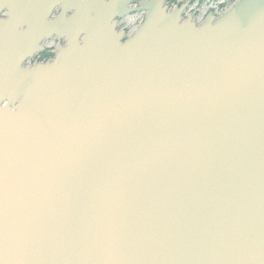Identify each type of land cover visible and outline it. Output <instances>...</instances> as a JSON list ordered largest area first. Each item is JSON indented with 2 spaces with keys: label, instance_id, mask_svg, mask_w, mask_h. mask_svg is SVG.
I'll return each instance as SVG.
<instances>
[{
  "label": "water",
  "instance_id": "obj_1",
  "mask_svg": "<svg viewBox=\"0 0 264 264\" xmlns=\"http://www.w3.org/2000/svg\"><path fill=\"white\" fill-rule=\"evenodd\" d=\"M191 2L0 0V264H264V0Z\"/></svg>",
  "mask_w": 264,
  "mask_h": 264
},
{
  "label": "rangeland",
  "instance_id": "obj_2",
  "mask_svg": "<svg viewBox=\"0 0 264 264\" xmlns=\"http://www.w3.org/2000/svg\"><path fill=\"white\" fill-rule=\"evenodd\" d=\"M195 14L204 16L205 13L213 8L214 10H217V14H221L223 11H226L228 9H230L231 4L229 5H222L220 1H212V0H202L200 1L199 6H195ZM206 13V14H207ZM143 17H144V13L143 12H136L133 13L129 16H126L125 18H123L119 25L118 28H125L128 32V36H131L134 31L137 29V27L140 25V23L143 21ZM46 46H52L53 44L51 42H47L45 43Z\"/></svg>",
  "mask_w": 264,
  "mask_h": 264
},
{
  "label": "flooded vegetation",
  "instance_id": "obj_3",
  "mask_svg": "<svg viewBox=\"0 0 264 264\" xmlns=\"http://www.w3.org/2000/svg\"><path fill=\"white\" fill-rule=\"evenodd\" d=\"M121 21V20H120ZM119 21V23H120ZM125 31H127L125 28H123ZM51 42L53 45L46 46L45 43ZM64 44V41L58 40L56 37H52L48 40H45L42 45L44 46V49L40 51L38 54H35L28 62V64H36V63H46L52 60V58L55 56V49L58 45Z\"/></svg>",
  "mask_w": 264,
  "mask_h": 264
},
{
  "label": "built area",
  "instance_id": "obj_4",
  "mask_svg": "<svg viewBox=\"0 0 264 264\" xmlns=\"http://www.w3.org/2000/svg\"><path fill=\"white\" fill-rule=\"evenodd\" d=\"M170 1V6L171 8L177 7L181 2L185 1V0H169ZM198 5V2H195V4L193 5L192 9L195 12V6ZM217 12V10H215ZM197 19H200V16L197 17Z\"/></svg>",
  "mask_w": 264,
  "mask_h": 264
}]
</instances>
